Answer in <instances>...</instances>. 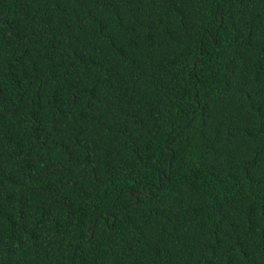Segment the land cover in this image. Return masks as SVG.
<instances>
[{"label":"trees","instance_id":"16d2710c","mask_svg":"<svg viewBox=\"0 0 264 264\" xmlns=\"http://www.w3.org/2000/svg\"><path fill=\"white\" fill-rule=\"evenodd\" d=\"M0 264H264V0H0Z\"/></svg>","mask_w":264,"mask_h":264},{"label":"water","instance_id":"95a60500","mask_svg":"<svg viewBox=\"0 0 264 264\" xmlns=\"http://www.w3.org/2000/svg\"><path fill=\"white\" fill-rule=\"evenodd\" d=\"M167 179H168V177H167ZM112 228V227H111ZM88 231L90 232V234H91V236H92V231H91V227H88Z\"/></svg>","mask_w":264,"mask_h":264}]
</instances>
